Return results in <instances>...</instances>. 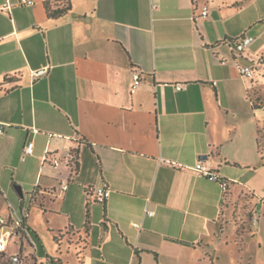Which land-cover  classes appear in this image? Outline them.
<instances>
[{"label":"crops","instance_id":"crops-1","mask_svg":"<svg viewBox=\"0 0 264 264\" xmlns=\"http://www.w3.org/2000/svg\"><path fill=\"white\" fill-rule=\"evenodd\" d=\"M32 1L0 0V215L25 216L45 264H251L222 261L221 222L236 203L264 217L245 180L264 170V0H69L59 18ZM67 151L75 173L50 163Z\"/></svg>","mask_w":264,"mask_h":264},{"label":"built area","instance_id":"built-area-1","mask_svg":"<svg viewBox=\"0 0 264 264\" xmlns=\"http://www.w3.org/2000/svg\"><path fill=\"white\" fill-rule=\"evenodd\" d=\"M21 4L25 6H33L32 0H21ZM209 9L205 6L202 8L200 17L207 18ZM253 43V38L248 36H242L236 40L228 42L234 55L238 58L242 56V53ZM239 71L242 76L252 78L254 75L253 69L250 66H239ZM46 73V69H41L32 72L33 77H39ZM140 82L139 74L133 75V85L131 92L135 93L137 86ZM181 86L177 87V90H181ZM5 126L0 123V134L4 132ZM33 143H27L24 147L25 155H32ZM74 153L67 151L61 158H52L50 163L54 168L59 166H65L72 170L71 162ZM49 160V153L46 152L43 158V162ZM195 170L200 176L207 178L211 181L218 183L223 193H227L229 189V182L221 179L215 170L207 162L200 160L195 166ZM68 185L63 184L62 189L67 190ZM110 190L101 187L97 189H90L87 192L91 201L98 203H104L110 197ZM264 204V195L261 199ZM148 215H153L152 211L147 212ZM134 227L140 228L139 224H134ZM48 260V259H47ZM0 264H45L37 253L36 239L30 227L26 223L25 216L15 210L9 211L7 215H0Z\"/></svg>","mask_w":264,"mask_h":264},{"label":"rangeland","instance_id":"rangeland-1","mask_svg":"<svg viewBox=\"0 0 264 264\" xmlns=\"http://www.w3.org/2000/svg\"><path fill=\"white\" fill-rule=\"evenodd\" d=\"M256 96H262L257 99V104H254L256 108L262 109L259 111V115H264V93L256 94ZM260 104V105H258ZM264 136V135H263ZM262 154H264V143L261 146ZM264 157V156H263ZM248 183L251 184V187L255 190L253 193L256 196V201L262 199L264 194V170H262L257 175H252L245 179ZM251 192V191H250ZM264 209V205L262 207ZM233 212L229 217H224L221 224H228L224 236L230 235L231 243L227 254L222 257V261H226V257H232L234 262H238L240 258H243L245 261L251 256L253 262L251 264H264V217L261 214L259 215L255 210L250 209L247 205L244 206L241 203H236L233 205ZM42 216V214H41ZM246 216V218L244 217ZM245 218V221H244ZM258 218L260 224L257 226ZM249 219L252 221L250 223ZM42 227H44L47 222L41 217ZM259 229V232L257 230ZM244 233V234H242ZM36 239V238H35ZM260 244L262 246H260ZM37 253L39 257L46 256V247L49 248L47 244L41 240H36ZM232 254L230 255V252ZM227 255V256H226Z\"/></svg>","mask_w":264,"mask_h":264},{"label":"trees","instance_id":"trees-1","mask_svg":"<svg viewBox=\"0 0 264 264\" xmlns=\"http://www.w3.org/2000/svg\"><path fill=\"white\" fill-rule=\"evenodd\" d=\"M56 3L60 4L57 8H52L50 1L45 3V7L50 18H59L71 10V3L69 0H55ZM254 109H257L254 107ZM72 172H77L79 169V162L77 153H74L71 162ZM229 190V189H228Z\"/></svg>","mask_w":264,"mask_h":264}]
</instances>
